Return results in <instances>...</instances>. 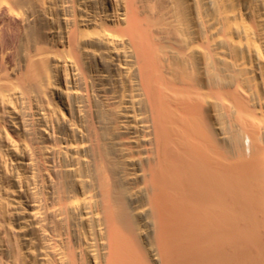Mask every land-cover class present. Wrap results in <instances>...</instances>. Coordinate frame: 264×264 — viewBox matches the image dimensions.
Here are the masks:
<instances>
[{"label":"bare ground","instance_id":"1","mask_svg":"<svg viewBox=\"0 0 264 264\" xmlns=\"http://www.w3.org/2000/svg\"><path fill=\"white\" fill-rule=\"evenodd\" d=\"M0 264H264V0H0Z\"/></svg>","mask_w":264,"mask_h":264}]
</instances>
